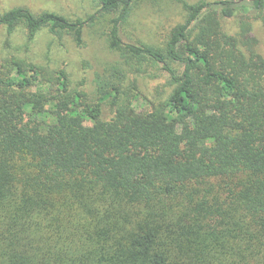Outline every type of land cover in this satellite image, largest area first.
Listing matches in <instances>:
<instances>
[{"label":"trees","instance_id":"1","mask_svg":"<svg viewBox=\"0 0 264 264\" xmlns=\"http://www.w3.org/2000/svg\"><path fill=\"white\" fill-rule=\"evenodd\" d=\"M136 1L98 0L86 21L0 14L8 36L77 46L110 16L119 59L95 74L97 100L63 69L0 64V264H264V57L248 19L223 27L264 0H180L162 46L122 40ZM146 66L167 78L162 100L133 79Z\"/></svg>","mask_w":264,"mask_h":264},{"label":"rangeland","instance_id":"2","mask_svg":"<svg viewBox=\"0 0 264 264\" xmlns=\"http://www.w3.org/2000/svg\"><path fill=\"white\" fill-rule=\"evenodd\" d=\"M194 4L200 0H182ZM212 2L215 0H205ZM25 8L33 14L52 12L70 20L86 21L99 9L98 0H0V14L14 9ZM242 18L250 23V36L256 40V51L264 57V9L261 12L251 10L248 13H237L232 19L225 20L223 27L226 33L236 35ZM110 16H97L93 22H87L83 29V43L77 46L70 37L57 40L46 30L40 31L32 42H28L25 32L19 28L8 36L0 27V64L9 58L31 62L53 71L63 69L73 88L80 87L91 100H97L94 94L95 74L104 68L118 63L115 53L108 48L107 33ZM185 13L180 0H137L132 14L120 30L125 42L148 43L162 46L168 39L171 30L184 22ZM139 90L149 100H162L169 91L167 78L163 73L150 66L144 67L142 74L133 75ZM158 100V101H159ZM103 120H109L112 113L103 103ZM44 118V117H42ZM41 119V117H40ZM45 119V118H44ZM90 125V122H86Z\"/></svg>","mask_w":264,"mask_h":264}]
</instances>
